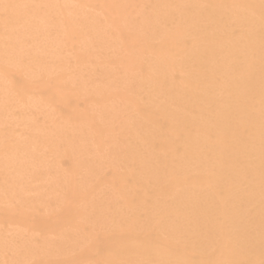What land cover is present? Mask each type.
<instances>
[{"label":"bare ground","instance_id":"6f19581e","mask_svg":"<svg viewBox=\"0 0 264 264\" xmlns=\"http://www.w3.org/2000/svg\"><path fill=\"white\" fill-rule=\"evenodd\" d=\"M1 97L15 264H264V0H0Z\"/></svg>","mask_w":264,"mask_h":264},{"label":"rangeland","instance_id":"374dc122","mask_svg":"<svg viewBox=\"0 0 264 264\" xmlns=\"http://www.w3.org/2000/svg\"><path fill=\"white\" fill-rule=\"evenodd\" d=\"M28 98V97H27ZM26 98V100H28ZM0 104H2V103H5V101H4V98L3 97H1L0 98ZM29 104H27L25 101H12V104H11V106L12 107H10V109H11V111H12V114H9V116L7 115V114H5V116L3 117V121L4 120H6L5 122H3L2 121V124H1V126L2 127H7V129L9 128V129H11L12 131H14L15 130V135L17 134L18 136H22V132H24V130H25V125H24V123L22 122V121H24L25 120V118L26 117H24L26 114L28 115V113L30 112L31 113V111L32 110H29L30 109V105L28 106ZM26 109H28V111L26 110ZM15 112H14V111ZM23 110H25V112L23 111ZM16 112H18V113H16ZM25 114H24V113ZM28 112V113H27ZM29 113V114H30ZM24 114V115H23ZM15 115L18 117V119H20V120H18V122H16L17 120V117L16 118H13V117H15ZM8 116V117H7ZM20 116V117H19ZM15 119V120H14ZM14 120V121H13ZM22 120V121H21ZM9 121V122H8ZM7 122V123H6ZM21 125V126H20ZM24 125V126H23ZM12 126V127H11ZM5 127V128H6ZM14 127V128H13ZM20 128V129H19ZM19 129V130H18ZM22 129V130H21ZM21 131V132H20ZM17 132V133H16ZM2 148H1V146H0V150H1ZM50 158L51 157H47V160H50ZM36 182H38V181H36ZM36 182H33V183H36ZM29 198H31L32 197V193H29L28 195H27ZM3 201H4V203H6V206L9 204V201L7 200L8 198H1ZM3 201L1 202V200H0V203H3ZM8 202V203H7ZM3 203V204H4ZM3 204H0V205H3ZM3 206H5V205H3ZM13 224V223H12ZM12 224H7V223H2V224H0V239H2V240H9V238L10 237H12V239H10V240H16V236H15V232L16 233H19V231H18V228L19 227H17V225L18 224H16V223H14L13 224V226H12ZM17 229V230H16ZM20 229L22 230V234H23V229H22V227H20ZM6 231V232H5ZM30 232V231H29ZM13 233V234H12ZM39 234V233H38ZM5 235H9V236H5ZM14 235V236H13ZM24 235V234H23ZM49 236H53V234H50ZM9 237V238H8ZM25 241V240H24ZM24 241H22V242H24ZM38 243V242H37ZM1 254H3V255H1ZM0 254V258H1V263H4L5 264V262L6 261H8L9 262V260L12 262V263H14L13 262V257H12V255L10 254V253H8V251H5V252H3V253H1ZM7 254V255H6ZM2 256L4 257V258H2ZM11 257V258H10ZM96 256H90L89 258H87V260L86 261H83L82 263L83 264H85L84 262H87L88 263V261H90V260H95L96 258H95ZM6 259H8V260H6ZM6 262V264H11V262ZM15 264V263H14ZM244 264H246V263H244Z\"/></svg>","mask_w":264,"mask_h":264}]
</instances>
